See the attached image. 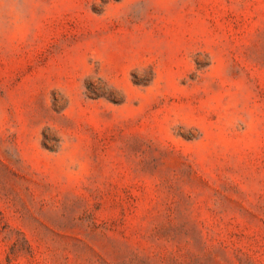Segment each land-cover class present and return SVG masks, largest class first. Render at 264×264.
<instances>
[{
  "label": "rangeland",
  "instance_id": "obj_1",
  "mask_svg": "<svg viewBox=\"0 0 264 264\" xmlns=\"http://www.w3.org/2000/svg\"><path fill=\"white\" fill-rule=\"evenodd\" d=\"M0 264H264V0H0Z\"/></svg>",
  "mask_w": 264,
  "mask_h": 264
}]
</instances>
